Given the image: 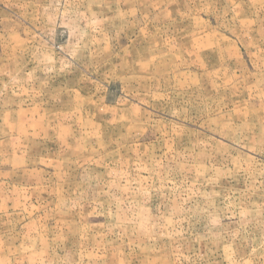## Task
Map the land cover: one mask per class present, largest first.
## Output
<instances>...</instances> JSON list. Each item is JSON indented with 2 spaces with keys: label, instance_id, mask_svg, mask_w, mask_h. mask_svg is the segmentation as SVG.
Here are the masks:
<instances>
[{
  "label": "rangeland",
  "instance_id": "rangeland-1",
  "mask_svg": "<svg viewBox=\"0 0 264 264\" xmlns=\"http://www.w3.org/2000/svg\"><path fill=\"white\" fill-rule=\"evenodd\" d=\"M0 264H264V0H0Z\"/></svg>",
  "mask_w": 264,
  "mask_h": 264
}]
</instances>
